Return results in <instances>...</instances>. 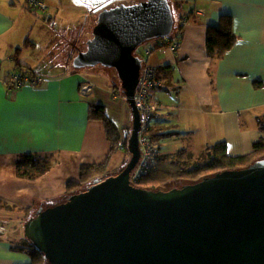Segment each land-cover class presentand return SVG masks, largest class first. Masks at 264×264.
Listing matches in <instances>:
<instances>
[{"label": "crops", "instance_id": "crops-1", "mask_svg": "<svg viewBox=\"0 0 264 264\" xmlns=\"http://www.w3.org/2000/svg\"><path fill=\"white\" fill-rule=\"evenodd\" d=\"M42 1L45 11L29 7L27 0H0V198L14 207L0 208V264L29 263V255L14 248L24 237L25 222L40 206L64 198L67 182L79 179L81 165L107 159L111 144L104 123L89 118V105H105L120 131L133 127L132 109L112 75L98 84L74 67L65 69L71 38L79 34V39L83 36L87 41L104 7L128 2L92 0L90 7L86 0ZM175 1L182 3L176 7L177 17L187 19L185 24L183 19L174 24V32L182 30L180 48L173 52L157 47L155 39L147 44L155 47L148 64L168 75L161 72L165 86L152 90L169 114L152 121L151 128L158 135L153 141L162 153L186 148L193 161L220 140H226L230 155L247 154L263 135L264 0ZM75 2L84 23L60 16ZM223 14L232 16L238 40L222 58L214 59L207 53V29L218 25ZM61 49L62 54L58 53ZM17 52L19 62L31 68L41 82L11 87ZM51 62L64 71L42 74ZM84 81L93 84L88 93L80 91ZM256 81L262 85L255 86ZM169 142L180 146L166 150ZM128 152L118 147L109 161L111 173L124 167L130 159ZM23 153L51 155V168L35 179L21 177L16 163ZM7 230L13 238L1 236Z\"/></svg>", "mask_w": 264, "mask_h": 264}, {"label": "water", "instance_id": "water-1", "mask_svg": "<svg viewBox=\"0 0 264 264\" xmlns=\"http://www.w3.org/2000/svg\"><path fill=\"white\" fill-rule=\"evenodd\" d=\"M169 0L120 3L100 11L72 60L76 69L115 68L133 114L130 159L61 203L40 206L25 236L49 264H264V157L170 189L131 182L141 118L134 100L148 39L171 35Z\"/></svg>", "mask_w": 264, "mask_h": 264}, {"label": "trees", "instance_id": "trees-1", "mask_svg": "<svg viewBox=\"0 0 264 264\" xmlns=\"http://www.w3.org/2000/svg\"><path fill=\"white\" fill-rule=\"evenodd\" d=\"M169 2L174 14L175 25H177L179 19L182 20L184 18V16L177 17L176 15V7L180 6L182 3L176 2L175 0H169ZM120 3H114L112 6ZM27 4L29 7H32L28 3V0ZM175 28L176 27H174V29ZM155 40H157V38H155ZM237 40L238 36L234 31L232 16L223 14L218 25L209 26L207 29V53L211 58H222L234 46ZM26 43L28 45H33L29 39L26 40ZM19 50L20 48L18 51ZM18 53L19 52L14 55V60L17 61L16 71H26V73L30 72L32 70L31 68L23 66L19 62ZM73 58L74 57L71 56L68 60L72 62ZM166 68L167 67L164 68V72ZM161 72L163 73V70L157 69L159 77L162 76ZM163 76L168 77L166 72L163 73ZM261 85V81L255 82V86L260 87ZM89 118L99 119L104 123L106 135L111 144L109 154L107 159L102 163L81 165L79 179L67 182L65 196L57 203L64 202L71 194L85 190L93 183L95 178L103 180L110 175H114L109 171V161L118 150L121 139V131L108 116L106 106L103 104H90ZM261 120L262 119H260V121ZM261 125L263 135L259 140L253 143L251 152L247 154L238 156L230 155L226 140H220L208 146L201 154L203 158L202 160L193 161V154L186 148H180L171 153L159 152L154 159L152 169L148 173L141 175L135 182V185L142 188L157 190L174 181L193 183L206 176H212L219 171L247 167L255 160L264 157V121ZM148 133L150 134L152 140H155L158 136L155 133V128L150 127ZM125 149L128 150V145H126ZM52 163L53 157L49 154L23 153L18 157L16 171L21 177L35 179L47 172L51 168ZM57 203H51L50 206ZM0 208L10 209L14 207L0 198ZM14 248L20 249L29 255L30 262L27 264H49L44 256V253L39 251L25 236V234L19 242V245Z\"/></svg>", "mask_w": 264, "mask_h": 264}, {"label": "built area", "instance_id": "built-area-1", "mask_svg": "<svg viewBox=\"0 0 264 264\" xmlns=\"http://www.w3.org/2000/svg\"><path fill=\"white\" fill-rule=\"evenodd\" d=\"M28 3L42 11H45L46 4L42 0H28ZM187 19L182 20V24L186 23ZM174 32V29L173 31ZM182 30H177L174 34L167 37H160L156 40L157 47H167L171 51H177L181 46ZM155 47H146L143 57V65L140 72L139 84L135 92L134 100L141 118V126L139 130V144L141 148V156L139 162L131 173V182L135 184L138 178L148 173L152 169L154 159L159 153V149L155 145L148 133L153 120H163L169 117V114L164 110L162 104L154 99L152 90L165 86V81L158 76L157 69L147 62V58L154 52ZM41 78L34 72L30 71H14L10 74L11 87L19 88L26 84L35 85L41 82ZM93 89V84L89 81H84L80 85L82 93H88ZM126 99V98H125ZM132 129L123 127L121 129V139L119 148L124 150L131 137Z\"/></svg>", "mask_w": 264, "mask_h": 264}, {"label": "rangeland", "instance_id": "rangeland-1", "mask_svg": "<svg viewBox=\"0 0 264 264\" xmlns=\"http://www.w3.org/2000/svg\"><path fill=\"white\" fill-rule=\"evenodd\" d=\"M141 1V0H140ZM124 2V1H123ZM126 2H128V3H136V0H126ZM138 2V1H137ZM115 3H117V2H115ZM119 3H120V1H119ZM77 4V2H75L73 5H70L69 7H68V9H67V11L64 13V15H60L61 16V18L62 19H65L66 21H74L75 23H76V20H79V21H81V23H84V21H85V18H84V15H82V13H81V10L80 9H78V8H76L75 7V5ZM86 4L88 5V6H90V7H92V6H94V3L92 2V0H86ZM114 4V3H113ZM112 4V5H113ZM105 8V7H104ZM103 8V9H104ZM108 8V7H107ZM91 21H92V19H90ZM89 20V24L88 25H90L91 24V21ZM95 20V19H94ZM93 20V21H94ZM176 29V28H175ZM171 34H174V32H172ZM79 34L77 35H75V37H72L71 38V40H70V42H71V44H70V47H69V50L68 51H66V52H68V58H70L71 56H73V57H75V55L80 51V50H85V48H86V43H84L86 40H85V38L83 37V36H81L80 37V39H79ZM154 39L155 38H152V39H148V40H146L145 42H143L142 44H140L139 46H138V48L136 49V54H142L141 56L143 57V55H144V51H145V48L147 47V44H148V46H149V43H153V41H154ZM87 42V41H86ZM79 45H78V44ZM80 44H81V47H80ZM66 49H67V47H66ZM61 51H62V49H61ZM61 51H58V53H60V54H62L63 53V51L61 52ZM51 61V58H48L47 59V62H50ZM67 65H69V66H67V67H65V69H72L73 68V66H72V62L70 61V60H68V64ZM63 68L61 65H58V64H55L54 63V65L52 64V62H51V65H46V69H43V71H41L42 72V74H46V73H50V74H52V75H55V74H58V73H61V72H63L64 70H62L61 68ZM78 71H81V72H83L84 73V75L87 77V78H89V79H91V80H93V81H95V83H98V84H100V83H102V81L104 82V81H109V76H111L112 75V77H113V80H116V81H118L117 83H118V87H119V89L122 91V87H121V80H120V77H119V75H118V72L116 71V69L115 68H112V67H109V68H106V67H102V66H97V67H92V66H87V67H83V68H81V69H78ZM45 72V73H44ZM163 141V140H162ZM157 142H159V141H157ZM180 142V141H179ZM169 144V149H167L168 147L167 146H165V149L166 150H175L178 146H180V143H177V145H175L174 146V144H176V143H173V142H169L168 143ZM162 148H164V147H162ZM164 149V150H165ZM128 155H129V158H130V154H129V152H128ZM203 158H202V155L200 154H197L196 155V157H195V159L194 160H202ZM193 160V159H192ZM112 167H114L115 168V166L113 165ZM117 170L118 169H116L114 172H116L117 173ZM183 184H186V183H183V182H181V181H174V182H172V183H169V184H167V185H164L162 188L163 189H170V188H173V187H180V186H182ZM21 229H22V224H21ZM1 236H5V237H12L13 238V234L9 231V230H7L6 232H4V233H2L1 234Z\"/></svg>", "mask_w": 264, "mask_h": 264}, {"label": "clouds", "instance_id": "clouds-1", "mask_svg": "<svg viewBox=\"0 0 264 264\" xmlns=\"http://www.w3.org/2000/svg\"><path fill=\"white\" fill-rule=\"evenodd\" d=\"M137 55H139L140 56V54H137ZM135 185V184H134Z\"/></svg>", "mask_w": 264, "mask_h": 264}]
</instances>
